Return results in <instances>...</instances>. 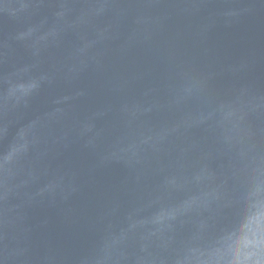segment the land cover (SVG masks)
Returning <instances> with one entry per match:
<instances>
[{"label": "water", "instance_id": "water-1", "mask_svg": "<svg viewBox=\"0 0 264 264\" xmlns=\"http://www.w3.org/2000/svg\"><path fill=\"white\" fill-rule=\"evenodd\" d=\"M0 264H264V0H0Z\"/></svg>", "mask_w": 264, "mask_h": 264}]
</instances>
